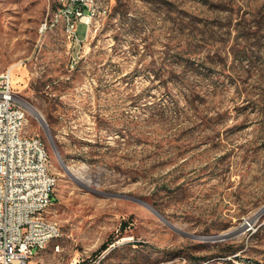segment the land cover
I'll return each instance as SVG.
<instances>
[{"label":"rangeland","instance_id":"1","mask_svg":"<svg viewBox=\"0 0 264 264\" xmlns=\"http://www.w3.org/2000/svg\"><path fill=\"white\" fill-rule=\"evenodd\" d=\"M108 1L71 45L42 31L56 0H0V72L58 176L61 250L34 263L264 264V0Z\"/></svg>","mask_w":264,"mask_h":264},{"label":"built area","instance_id":"2","mask_svg":"<svg viewBox=\"0 0 264 264\" xmlns=\"http://www.w3.org/2000/svg\"><path fill=\"white\" fill-rule=\"evenodd\" d=\"M56 2L42 31L61 23L71 45L83 41L78 36L80 22L88 25V37L95 27L90 18L99 23L111 12L108 0L105 15H97L98 2L93 0ZM27 121V106L14 89L11 66L0 72V264H35L52 244L56 252L61 250L63 232L51 213L58 176L43 138L26 131Z\"/></svg>","mask_w":264,"mask_h":264},{"label":"water","instance_id":"3","mask_svg":"<svg viewBox=\"0 0 264 264\" xmlns=\"http://www.w3.org/2000/svg\"><path fill=\"white\" fill-rule=\"evenodd\" d=\"M39 114H41V113H39ZM41 115H42V114H41ZM42 117H43V115H42ZM43 118H44V117H43ZM44 121H45V124H46V125H44L45 130H46L47 134H48L49 137H50V140H51V142H52V144H53V147H54L55 152L58 154L59 159L61 160V163H62L63 166H64L65 163H63V159H62V157H61V155H60V153H59V151H58V148H57V146H56V144H55V142H54V139H53L52 134H51V132H50L49 126H48V124H47V122H46L45 119H44ZM153 210H154V209H153ZM155 212L160 216V218H163L162 215H161L159 212H157L156 210H155ZM263 212H264V208L261 209L260 214L263 213ZM174 228H175V227H174ZM231 234H232V233H226V234L216 235V236H212V237L197 236V238H198V239H215V240H221V239H225V238L231 236Z\"/></svg>","mask_w":264,"mask_h":264},{"label":"trees","instance_id":"4","mask_svg":"<svg viewBox=\"0 0 264 264\" xmlns=\"http://www.w3.org/2000/svg\"><path fill=\"white\" fill-rule=\"evenodd\" d=\"M228 248H229V252H230V254L231 255H236L237 254V252H238V250H240V248L239 247H237V246H235V244H230L229 246H228ZM218 255H214V256H212V257H205V256H195L193 259H194V263L195 264H204L205 262H207V261H209L210 259H212V258H214V257H217ZM235 259H238V260H240V259H242L239 255H236L235 256Z\"/></svg>","mask_w":264,"mask_h":264},{"label":"bare ground","instance_id":"5","mask_svg":"<svg viewBox=\"0 0 264 264\" xmlns=\"http://www.w3.org/2000/svg\"><path fill=\"white\" fill-rule=\"evenodd\" d=\"M93 1H95V0H93ZM93 19H94V18H90V26H91V24H92ZM52 27H53V26H52ZM36 113H37V116L39 117L40 121L42 122V124L45 125V121H44V118L42 117V115L39 114L38 112H36Z\"/></svg>","mask_w":264,"mask_h":264}]
</instances>
